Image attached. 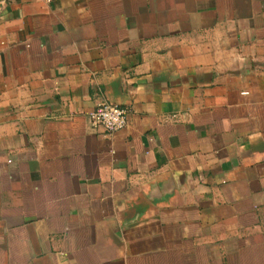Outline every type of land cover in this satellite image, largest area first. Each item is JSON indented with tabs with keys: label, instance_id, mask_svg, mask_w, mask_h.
<instances>
[{
	"label": "crops",
	"instance_id": "0c3cea01",
	"mask_svg": "<svg viewBox=\"0 0 264 264\" xmlns=\"http://www.w3.org/2000/svg\"><path fill=\"white\" fill-rule=\"evenodd\" d=\"M0 264H264V0H0Z\"/></svg>",
	"mask_w": 264,
	"mask_h": 264
},
{
	"label": "built area",
	"instance_id": "2783aa9c",
	"mask_svg": "<svg viewBox=\"0 0 264 264\" xmlns=\"http://www.w3.org/2000/svg\"><path fill=\"white\" fill-rule=\"evenodd\" d=\"M129 114L127 108L103 102L90 113L89 117L94 129L103 130L105 135L112 136L127 128Z\"/></svg>",
	"mask_w": 264,
	"mask_h": 264
}]
</instances>
